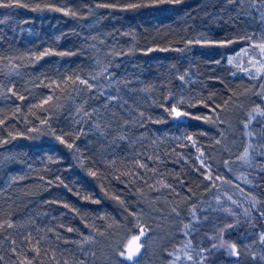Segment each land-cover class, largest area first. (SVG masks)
<instances>
[{"label": "trees", "instance_id": "trees-1", "mask_svg": "<svg viewBox=\"0 0 264 264\" xmlns=\"http://www.w3.org/2000/svg\"><path fill=\"white\" fill-rule=\"evenodd\" d=\"M251 1L264 25V0ZM20 2L27 7L6 13L7 19L0 15V94L4 97L0 141L47 122L64 143L79 142L82 169L64 144L19 145L17 152L26 168L13 173L12 179L0 172V264L73 262L79 242L90 229L113 223L119 212L129 221L137 201L151 198L156 187H162L166 201L182 213L173 238L161 248L160 264H214L219 259L257 264V257L245 256L237 241L262 234L264 250V116L255 111L257 107L264 111V81L255 87L254 105L239 122L241 147L222 160L223 175L212 183L203 177L194 156L183 154L180 140L173 138L185 132L203 141L205 135L199 123L171 121L172 96L184 84L182 73L192 72L196 77L190 86L193 109L202 117L240 95L249 87L247 80L232 75L215 55L198 50L190 59L146 54L155 48L182 49L203 32L216 42L237 37L244 22L234 9L222 0H181L139 8L126 5L149 0ZM37 3L42 10L50 5L69 14L36 13L32 9ZM98 4L117 5L100 7L98 26L116 41L112 45L136 53L133 73L127 72L126 77L139 79L135 85L145 92L143 115L136 123L123 127L110 114L101 120L116 127L107 129V138L81 130L70 102L79 80L86 79L94 66L93 52L88 50L91 33L79 18ZM123 48L119 51L127 53ZM46 51L56 54L42 55ZM7 69H16V74L8 76ZM102 111L111 109L101 106ZM139 136L144 138L137 141ZM245 149L250 166L239 159ZM222 242L235 244L236 254L221 247Z\"/></svg>", "mask_w": 264, "mask_h": 264}, {"label": "rangeland", "instance_id": "rangeland-1", "mask_svg": "<svg viewBox=\"0 0 264 264\" xmlns=\"http://www.w3.org/2000/svg\"><path fill=\"white\" fill-rule=\"evenodd\" d=\"M206 1V0H201ZM226 5L234 9L244 22L240 34L223 42L214 41L207 32L197 34L193 41H190L182 49H151L146 54L152 56L177 54L186 59L195 50L216 56L219 61L228 65L231 74L246 79L247 88L243 89L225 107L219 110H209L200 119H194L193 114L197 112L193 105L194 100L190 86L195 82V75L190 72L182 73L184 84L179 91L173 94L172 99L177 111L187 113L181 117L171 116V121H191L201 124L205 139L200 141L193 136L182 132L173 136L180 140L183 154L190 153L198 162L203 177L212 183L219 181L223 175L221 168L222 160L237 153L242 144L239 122L243 118L244 111L254 105L251 97L253 91L260 81H264V74H259L249 62L251 57L259 59V49L254 44L264 43V25L260 23L255 13L254 3L251 0H222ZM17 7H0V15L7 19L6 13L12 12ZM101 8L96 7L79 18L80 23L90 32L88 50L92 51L93 70L86 79L87 84L79 80L78 89L73 92L70 98L71 109L74 108L81 130L90 134L107 138V129H116L110 122L103 125V121L109 114L113 116L115 123L128 126L136 123L141 118V109L145 106V92L138 88L135 83L139 79H129L126 73L132 74L133 63L136 60V53L131 52L126 46H114L110 42L115 41L113 37L104 34L98 26L101 19L99 15ZM36 13H59L65 15V11H53L50 9L36 10ZM109 39V42H106ZM103 39V40H102ZM199 41V43H197ZM116 42V41H115ZM124 47V48H123ZM120 48L128 51L124 54ZM114 49V50H113ZM128 49V50H127ZM247 49L248 55H244ZM235 57L232 63L229 59ZM245 69L251 70L250 73ZM8 76L16 74V69H7ZM251 75L254 78H249ZM91 85V88L88 87ZM140 85V84H139ZM4 97L0 94V100ZM97 106V109H96ZM101 106L111 109L110 113L101 112ZM193 109V110H192ZM102 116V117H101ZM107 120V119H106ZM108 121V120H107ZM106 128V129H105ZM191 137V139H189ZM144 138L139 136L137 141ZM29 143L34 147L43 144L51 146H66L76 165L82 169V159L79 151V142L72 143L69 148L66 143H61L50 128L49 123L42 122L35 129L21 135L9 137L0 141V172H6L8 178L12 179L13 173L23 170L26 166L22 163L20 154L17 152L19 145ZM151 198L138 200L134 213L130 219L119 212V218L98 224L90 229L88 234L82 238L78 245L77 259L64 264H132L119 255L125 249L126 244L134 235L139 234L143 228L145 235L141 238L144 247L141 248L138 256V264H160L161 248L173 238L175 225L182 218L181 210L173 203L166 201L162 187H156ZM262 234L250 238H240L237 241L239 249L245 256L252 254L257 257V264H264V250L260 243ZM214 264H240L235 259H219Z\"/></svg>", "mask_w": 264, "mask_h": 264}, {"label": "snow or ice", "instance_id": "snow-or-ice-1", "mask_svg": "<svg viewBox=\"0 0 264 264\" xmlns=\"http://www.w3.org/2000/svg\"><path fill=\"white\" fill-rule=\"evenodd\" d=\"M181 0H149L147 3H142V2H136V3H129L126 5L127 8H139V7H157L159 5L163 4H178L180 3ZM0 7H6V8H11V7H27L26 4L21 3L20 0H8V2H3V0H0ZM44 7H48L50 10L53 11H61L59 8H52L50 5H44ZM97 7H102V8H108V7H117V5H112V4H98ZM33 11L36 10H42L41 4L37 3L35 7L32 9ZM65 15H68L69 13L67 11L64 12ZM74 15V14H73ZM199 43V41H197ZM253 47H256L259 49V59L256 57H251L250 58V63L253 65V68L255 71L259 74H264V43L260 44H254L252 45ZM48 54H56V53H48L47 51L43 53L42 55H48ZM244 55H248L247 49L244 50ZM59 55H66V53H59ZM235 57H232L229 59V63H232ZM246 72H249L251 70L245 69ZM183 79V77H180ZM249 78H254L251 75H249ZM81 83L87 84V81L81 80ZM89 88H91V85H88ZM264 87V86H262ZM19 99H23V97H19ZM47 101H45L46 103ZM207 107V105H205ZM165 111H169L168 108L165 109ZM255 111H258L261 116H264V111H260L259 107L255 109ZM175 114L176 117H181L184 115H188L187 113L177 111V108L175 105L171 106V110L169 112L170 115ZM143 115V113H141ZM194 119H200L201 117L196 116L193 114ZM2 123V121H0ZM247 127V125H245ZM58 140H60L61 143H64V140L61 137H57ZM191 139V137H189ZM69 148L72 147L71 144L67 145ZM239 159L245 163L249 164L250 157L248 150L245 149L244 153L239 157ZM250 166V164H249ZM92 175H95V173H92ZM264 215V214H262ZM11 227V225H9ZM187 227V225L185 226ZM71 231V229H69ZM145 235V232L143 228L140 230L139 234L134 235L132 239L126 244L125 249L123 251H120L119 255L123 257L125 260L132 262V264H138V256L140 254L141 248L144 247V244L141 242V238ZM215 247V245H214ZM221 247H228L231 249L232 254H236V245L235 244H226L222 242ZM191 258V257H189Z\"/></svg>", "mask_w": 264, "mask_h": 264}]
</instances>
